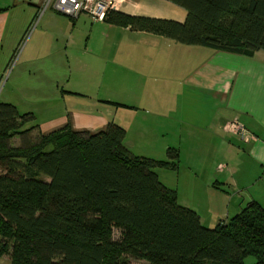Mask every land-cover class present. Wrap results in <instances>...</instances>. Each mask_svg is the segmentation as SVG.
Segmentation results:
<instances>
[{
    "label": "crops",
    "instance_id": "1",
    "mask_svg": "<svg viewBox=\"0 0 264 264\" xmlns=\"http://www.w3.org/2000/svg\"><path fill=\"white\" fill-rule=\"evenodd\" d=\"M114 10L187 17L169 0H116ZM14 59L0 100L32 113L35 132L96 133L114 122L134 155L166 159L178 149L177 169L156 172L205 226L251 201L264 207V50L247 56L183 44L72 16L55 0H0V83ZM235 118L254 139L225 130ZM203 201L208 219L197 207Z\"/></svg>",
    "mask_w": 264,
    "mask_h": 264
},
{
    "label": "trees",
    "instance_id": "2",
    "mask_svg": "<svg viewBox=\"0 0 264 264\" xmlns=\"http://www.w3.org/2000/svg\"><path fill=\"white\" fill-rule=\"evenodd\" d=\"M184 22L111 9L105 21L179 43L252 56L264 50V0H169ZM32 113L0 101V259L9 264H264V207L251 201L213 227L178 203L156 169L166 159L131 153L125 130L35 132ZM14 137L23 144L11 145ZM114 229L120 237L113 238ZM253 261L247 263V259Z\"/></svg>",
    "mask_w": 264,
    "mask_h": 264
},
{
    "label": "built area",
    "instance_id": "3",
    "mask_svg": "<svg viewBox=\"0 0 264 264\" xmlns=\"http://www.w3.org/2000/svg\"><path fill=\"white\" fill-rule=\"evenodd\" d=\"M115 2L116 0H55V7L72 16L83 14L93 21H102L108 10L115 8ZM224 128L244 141L255 138L236 118L228 121Z\"/></svg>",
    "mask_w": 264,
    "mask_h": 264
},
{
    "label": "rangeland",
    "instance_id": "4",
    "mask_svg": "<svg viewBox=\"0 0 264 264\" xmlns=\"http://www.w3.org/2000/svg\"><path fill=\"white\" fill-rule=\"evenodd\" d=\"M14 62H15V59L11 62V64H10L8 70H7L6 73L4 74L3 79H2V81H1V83H0V99H1V90L3 89L2 87H3V85H4V82H5L6 79H7L8 75H9L10 72H11V68L13 67ZM81 81H82V87H83L82 89H83L84 91H86L87 88H90L89 85H86L87 83H86V80H85V79H82ZM85 83H86V84H85ZM84 84H85V85H84ZM85 87H86V88H85ZM92 89H98V88H92ZM99 90H100V89H99ZM0 101H1V100H0ZM21 144H23V140H22V138L14 137L13 139H11V145H13V146H19V145H21ZM180 191L182 192V188H180ZM177 198H178V196H177ZM200 205H201V206H200ZM197 207H198L199 211H202V213H203L202 219H208L207 217H208L210 214H207L206 211H205V210H207V208H208L206 202L203 201V202L200 203ZM204 209H205V210H204ZM208 211L210 212L209 209H208ZM199 216H200V215H199ZM200 219H201V216H200ZM214 223H215V224H214ZM216 223H217V222H215V220L212 219V222H210V224H207V225H209L210 227H213V226L216 225ZM212 225H213V226H212ZM209 226H208V227H209ZM119 237H120L119 230L114 229L113 238H114V239H118ZM127 259H128V263H129V264H151V263H149L148 261L141 260V259H132V258L129 257V256L127 257ZM252 261H253L252 258H248V259H247V263H250V262H252ZM9 262H10V257H9V255H4V256L0 259V264H9Z\"/></svg>",
    "mask_w": 264,
    "mask_h": 264
}]
</instances>
